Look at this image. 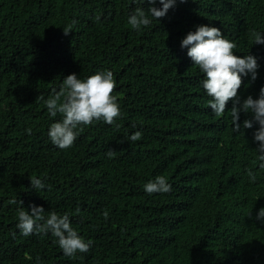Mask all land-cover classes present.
I'll return each instance as SVG.
<instances>
[{"label":"trees","instance_id":"obj_1","mask_svg":"<svg viewBox=\"0 0 264 264\" xmlns=\"http://www.w3.org/2000/svg\"><path fill=\"white\" fill-rule=\"evenodd\" d=\"M137 7L150 5L0 0V45L9 54L0 68V264H37L38 256L42 264H264L259 125L244 129L252 117L241 112L235 132L231 101L215 116L203 74L181 47L199 25L220 28L237 44L236 55L258 58V78L244 77L238 92L241 101L257 99L264 45L250 32L264 35V0H177L140 31L127 23ZM155 7L162 9L159 0ZM104 70L116 81L119 128L94 122L71 148L54 146L48 132L62 117H52L38 96L47 100L71 74L83 80ZM16 96V106L8 103ZM137 131L140 140L126 139ZM32 176L43 190L31 187ZM157 176L166 177L170 193L144 191ZM21 200L29 211L35 204L70 213L73 228L93 242L90 251L70 258L51 233L21 235Z\"/></svg>","mask_w":264,"mask_h":264},{"label":"clouds","instance_id":"obj_2","mask_svg":"<svg viewBox=\"0 0 264 264\" xmlns=\"http://www.w3.org/2000/svg\"><path fill=\"white\" fill-rule=\"evenodd\" d=\"M150 7H137L128 17V25L133 30L140 31L142 28L150 26L153 19L161 20L167 16L170 9L174 8L177 0H159L161 8L155 7L157 0H137ZM185 3L186 0H180ZM100 19L99 16L96 17ZM64 35H70L71 26L63 29ZM250 36L254 39L255 45H264V35L251 31ZM181 47L187 49V56L192 60L194 66L203 74L202 87L211 98L208 106L217 117H223L229 101L232 102V109L228 114L231 117L234 131L241 129L240 114H251L252 119H247L243 123L244 129L253 128V123H257L259 128L254 132V140L258 147L255 150L258 154L259 168L264 170V87L260 89L259 97L254 99L248 96L241 101L238 92L243 84L244 77H251L254 82L258 78V58L249 54L244 57L235 53L237 44L224 37L218 27L199 25L196 30L189 32L181 42ZM9 54L0 45V68L3 69ZM116 81L111 70L99 71L86 79H80L76 74L67 76L60 86V90H53V94L44 100L43 96H38V101H44L48 113L56 117L59 113L62 119L50 126L48 135L52 144L61 150L71 148L84 127L91 126L94 122L103 121L107 125H114L119 128L116 121L121 117V108L118 103V96L115 94ZM16 97L8 103L15 105ZM31 134V129L27 130ZM142 133L137 131L126 139L132 142L140 140ZM106 155L109 158L116 156V151L110 149ZM247 176L252 183L256 182V175L251 168L247 170ZM31 187L36 191L43 190L45 184L41 179L30 177ZM144 191L151 195L155 193L167 194L172 191V185L165 176H157L153 181L144 185ZM16 204L15 199L9 201ZM17 210V228L23 236L33 234L47 235L51 233L56 238L63 254L74 258L77 253H87L90 251L93 242L85 240L73 228L70 213L58 214L55 211L45 212V209L32 204L30 211L23 206ZM79 212V208L76 210ZM104 219L107 220L109 213L103 212ZM257 219L264 222V209L258 213ZM15 235V233H13ZM37 264H42L41 258H36Z\"/></svg>","mask_w":264,"mask_h":264}]
</instances>
